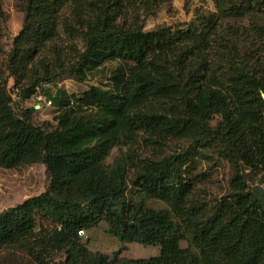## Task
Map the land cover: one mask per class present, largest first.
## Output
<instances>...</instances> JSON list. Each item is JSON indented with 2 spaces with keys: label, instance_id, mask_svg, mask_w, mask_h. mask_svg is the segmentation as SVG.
<instances>
[{
  "label": "trees",
  "instance_id": "trees-1",
  "mask_svg": "<svg viewBox=\"0 0 264 264\" xmlns=\"http://www.w3.org/2000/svg\"><path fill=\"white\" fill-rule=\"evenodd\" d=\"M17 1L24 25L0 66V165L41 163L49 183L0 212V256L133 264L125 245L72 263L70 239L105 222L121 243L159 247L145 264H264V0H211L150 31L146 18L172 0H65L57 13L48 0L34 16L33 0ZM107 63L104 87L47 96L54 124L12 107L10 79L29 98ZM133 146L147 151L133 158ZM117 147L129 149L108 162ZM189 149L229 164L224 195L201 197Z\"/></svg>",
  "mask_w": 264,
  "mask_h": 264
},
{
  "label": "rangeland",
  "instance_id": "rangeland-1",
  "mask_svg": "<svg viewBox=\"0 0 264 264\" xmlns=\"http://www.w3.org/2000/svg\"><path fill=\"white\" fill-rule=\"evenodd\" d=\"M65 0H51V5L55 13L64 4ZM49 4L48 0H33L31 15L42 14V5ZM206 10L213 9L211 0H172L170 8L162 7L154 16L146 18L144 30L150 31L158 26L174 25L177 23L188 22L193 16L196 8ZM24 11L17 0H0V66L4 63L6 55L11 47L13 38L19 33L24 25ZM114 63H107L103 70H97L88 74L83 82H78L71 77L64 75L58 78L51 85L40 86L29 97L24 98L21 93L12 89L13 80L8 81V88L11 92L12 107L16 113L24 109H31L39 106L32 111L33 123L40 125L44 122L54 124L53 118L58 113V109L53 104H48V95L54 96L56 91L66 93L68 97H80L91 85L104 87L108 83L107 69ZM1 68V67H0ZM41 95L44 100L38 101L36 97ZM178 146V144H177ZM186 147V146H185ZM187 148V147H186ZM127 147L114 148L108 162L116 159L120 153L128 152ZM174 148H172L173 150ZM129 151L133 158L137 155L145 154L144 147H130ZM190 155L189 171L193 175H202V181L197 188L202 198L212 199L224 195L228 189L229 179L232 171L229 164L214 154L197 155L189 149ZM49 180L45 174L44 166L41 163L22 164L15 168H6L0 165V212L8 207L22 202L24 199L36 196L43 192L48 186ZM145 206L153 209L165 208V204L156 200H146ZM105 222H100L96 227L84 229L83 234L76 233V237L70 239L72 248L75 252L74 260H84V251L102 253L111 256L121 245L127 249L120 254V258L130 260L133 264H145L151 257L159 254L158 246H144L139 243H121L120 240L106 231ZM182 248L187 246L186 242L180 243ZM64 262V257L59 255L50 264ZM0 264H30L21 255L10 256L2 254Z\"/></svg>",
  "mask_w": 264,
  "mask_h": 264
},
{
  "label": "built area",
  "instance_id": "built-area-1",
  "mask_svg": "<svg viewBox=\"0 0 264 264\" xmlns=\"http://www.w3.org/2000/svg\"><path fill=\"white\" fill-rule=\"evenodd\" d=\"M36 99L38 100V101H43L44 100V98L41 96V95H38L37 97H36ZM48 102V104H50V101H47ZM79 234H83V231L81 230V231H79Z\"/></svg>",
  "mask_w": 264,
  "mask_h": 264
},
{
  "label": "water",
  "instance_id": "water-1",
  "mask_svg": "<svg viewBox=\"0 0 264 264\" xmlns=\"http://www.w3.org/2000/svg\"><path fill=\"white\" fill-rule=\"evenodd\" d=\"M262 98H264V95H262ZM39 106H35V108L37 109Z\"/></svg>",
  "mask_w": 264,
  "mask_h": 264
}]
</instances>
